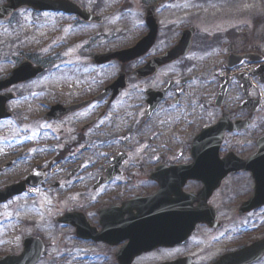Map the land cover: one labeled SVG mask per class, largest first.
Masks as SVG:
<instances>
[{
  "label": "flooded vegetation",
  "instance_id": "af4514ba",
  "mask_svg": "<svg viewBox=\"0 0 264 264\" xmlns=\"http://www.w3.org/2000/svg\"><path fill=\"white\" fill-rule=\"evenodd\" d=\"M197 1L201 0L125 1L116 12L125 21L123 41L131 40L130 10L141 19L139 33L132 45L101 52L98 25L74 19L82 34L84 61L66 68V74H78L64 75L62 81L33 84L49 79L45 62L35 60L28 45L17 46L14 67L27 63L43 72L1 91L0 96L12 95L6 104L10 119L14 117L11 106L23 100L30 111L20 107L16 111L26 116L43 111L41 120L33 124L49 126L45 144L60 143L58 159L64 174L59 181L49 182L47 171L36 166L25 178L7 185L38 174L37 187L24 186L21 194L0 201V262L12 258L13 264H29L23 256L27 238H39L43 245L33 264H217L264 239V35L256 44L253 36H247L243 46L235 47L228 35L226 41L231 43H225L227 49L220 53L217 65L204 67L202 75L201 67L211 61L203 46L194 51L196 28L186 56L163 62L149 75L137 74L177 45L187 28H178L173 20L179 12L182 17L192 15ZM152 7L157 32L144 56L94 64L95 56L127 50L143 39L148 33L144 16ZM248 52L258 54L229 60L230 55ZM119 78L122 81L114 85ZM32 85L39 91L29 96L12 91ZM52 89L58 99L46 104L41 97ZM158 92L164 96L149 114L150 95ZM55 106L62 108L60 116L47 118ZM149 123L154 124L160 150L154 155L132 154L125 144ZM178 143H186L182 152ZM194 143L221 144L214 158L207 147L194 155ZM105 149L110 153L98 155ZM237 162L242 165L237 167ZM11 166L7 161L2 168ZM45 189L58 191L61 201H71L54 220L60 236L45 237L30 219L17 225L11 214L6 215L13 205L17 213L19 203L12 202ZM34 247L33 242L30 248ZM252 264H264V254Z\"/></svg>",
  "mask_w": 264,
  "mask_h": 264
},
{
  "label": "rangeland",
  "instance_id": "374dc122",
  "mask_svg": "<svg viewBox=\"0 0 264 264\" xmlns=\"http://www.w3.org/2000/svg\"><path fill=\"white\" fill-rule=\"evenodd\" d=\"M82 8L99 15L103 19L99 29L100 51L105 48H120L132 45V38L139 33V15L136 10H130L131 19L127 21L130 42L123 40L124 22L121 17L116 15L120 8L125 7V1L133 0H71ZM221 0H201L193 6L195 11L192 15L186 16L179 12L173 22L178 28L194 27L199 29V35L195 41L194 51H199L203 46V52L207 51L210 56V63L201 67L200 74L203 75V69H213L220 60V53L225 51L227 36L232 38V44L243 46L247 36H253L257 43V38L264 35V0H237L236 4L231 0L220 3ZM3 3L0 1V5ZM122 6V7H121ZM180 9V8H179ZM125 14V11L124 13ZM61 22L58 18L48 15L34 14L27 10H20L11 18L0 21V77L8 75L13 69L16 59V48L19 45L32 48L35 60L45 62V68L49 79L39 80L33 84H44V82L54 83L62 81L61 75L64 68L72 66V62L84 61V53L80 51L81 32L66 21L63 27L58 24ZM260 24L255 26L254 24ZM79 41V44H74ZM251 41V40H249ZM248 41V42H249ZM247 42V41H246ZM114 43V45H111ZM18 44V45H16ZM52 53V54H51ZM59 54L62 58L59 57ZM77 56V57H75ZM52 58L51 63L49 61ZM64 67V68H63ZM205 67V68H204ZM205 69V70H206ZM3 78V77H2ZM9 91V90H8ZM12 91L17 93L25 92V96L39 91L35 86L16 87ZM45 91V90H44ZM53 91H47L41 98H44L46 104L55 102L58 98H53ZM48 92L50 94H48ZM35 95V94H34ZM35 97V96H34ZM24 101V100H23ZM23 101L11 106L14 117L11 121L0 123V187H5L13 182L19 181L30 174L36 166H41L47 171L49 182L59 181L64 174V166L57 157L60 151V143L52 145L45 144L46 131L49 128L42 122L35 123L41 114L26 116V113L16 111V107H24ZM23 110V109H22ZM30 111V110H29ZM53 129L59 127L50 126ZM155 127L149 123L145 128L136 132L131 138L130 143L125 144L126 149H130L132 154L154 155L160 150L157 146L158 138L155 136ZM44 135V136H43ZM138 138L143 143H138ZM159 143V142H158ZM179 151L182 152L183 145L178 143ZM13 145V146H12ZM163 150H166V143H162ZM109 150L105 149L98 155H107ZM57 157V158H56ZM11 161L12 166L9 169H3L4 162ZM48 167V168H47ZM60 200L59 192L50 189L38 190L29 195V199L22 198L13 203H19L14 211V205L8 211L19 225L22 220L30 219L35 230L41 231L45 237L60 236L58 229L55 228L54 220L60 214L64 204L70 205L71 201L64 202ZM15 223V222H14ZM13 225V224H12ZM51 240H54L51 239ZM53 251H55L53 249ZM52 251V252H53ZM51 256V255H50Z\"/></svg>",
  "mask_w": 264,
  "mask_h": 264
},
{
  "label": "water",
  "instance_id": "95a60500",
  "mask_svg": "<svg viewBox=\"0 0 264 264\" xmlns=\"http://www.w3.org/2000/svg\"><path fill=\"white\" fill-rule=\"evenodd\" d=\"M4 1L6 4L2 7H0V20L6 19L10 17L13 13H15L20 8H30L36 12H43V11H59L64 12L66 14H72L76 15L80 20L85 22H96L101 23V19L94 17L92 15H88L85 12L81 11L78 6H76L73 2L69 0H1ZM154 9H150L147 11L146 14V24L149 28V34L144 38L142 41H140L132 50L126 51V52H119L116 54L109 55L106 59L110 60L112 58H117L118 56H125L128 57V59H134L136 57H140L141 55L145 54L148 49L152 46L153 40L156 33V26L154 24V19L152 18V13ZM193 29H189L186 32L182 34V37L179 40L178 45L170 51L164 58L162 59H156L155 66H159V61L162 60V62L165 61H171L174 59H178L182 56H184L189 48H190V40L191 36L193 34ZM249 56H246V58ZM165 60V61H164ZM102 62V61H101ZM151 65V64H150ZM147 67V70L150 69V66ZM38 71L30 72L29 68L26 64H23L19 69L14 70L12 72V76L0 83V90L2 88H6L8 86H11L13 84H16L18 82H22L25 80H28L36 75ZM5 102L6 98H0V119H3L7 117L5 113ZM59 107H55L51 110V112L48 114V118L51 116H60L59 115ZM220 143H195L194 147V155H197L196 151L200 148H204L206 146L209 148V154L211 157H216L218 152V147ZM242 165L240 162H237V167ZM238 170V169H237ZM38 178V175L35 174L29 178L27 181L30 186H36L37 183H34V180ZM22 185L21 186H13L6 190L5 193L0 194V201H4L6 198L19 194L22 191ZM27 241V240H26ZM36 243L34 249L30 248L32 243ZM41 244L39 241L34 240L30 241L29 244L25 242L24 245V253L23 256L29 261V264L35 263L40 255L43 252V249L41 248ZM264 254V239L250 248L243 250L240 253H236L230 256L224 257L220 262L217 264H251L255 261H257L262 255ZM0 264H13L12 258H6L0 262Z\"/></svg>",
  "mask_w": 264,
  "mask_h": 264
}]
</instances>
